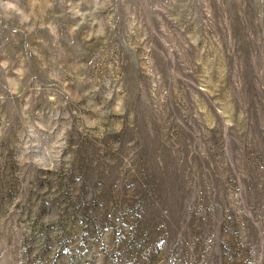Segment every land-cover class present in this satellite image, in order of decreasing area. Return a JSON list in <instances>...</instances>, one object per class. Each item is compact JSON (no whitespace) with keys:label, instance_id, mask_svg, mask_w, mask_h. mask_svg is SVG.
<instances>
[{"label":"rangeland","instance_id":"1","mask_svg":"<svg viewBox=\"0 0 264 264\" xmlns=\"http://www.w3.org/2000/svg\"><path fill=\"white\" fill-rule=\"evenodd\" d=\"M0 264H264V0H0Z\"/></svg>","mask_w":264,"mask_h":264},{"label":"clouds","instance_id":"2","mask_svg":"<svg viewBox=\"0 0 264 264\" xmlns=\"http://www.w3.org/2000/svg\"><path fill=\"white\" fill-rule=\"evenodd\" d=\"M9 7H12V5H9Z\"/></svg>","mask_w":264,"mask_h":264}]
</instances>
